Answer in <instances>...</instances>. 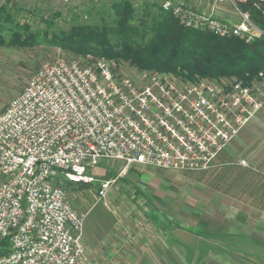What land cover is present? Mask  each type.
<instances>
[{
    "label": "built area",
    "instance_id": "built-area-1",
    "mask_svg": "<svg viewBox=\"0 0 264 264\" xmlns=\"http://www.w3.org/2000/svg\"><path fill=\"white\" fill-rule=\"evenodd\" d=\"M69 2L71 0H64ZM229 2L238 20H222L165 0L186 28L248 43L264 37L248 10L264 0ZM264 110V72L187 83L171 73L119 77L102 59L45 62L0 114V264H94L83 245L84 218L70 200L74 185L99 181L104 198L117 179L91 171L119 161L207 171L219 154ZM239 164L248 167L242 159ZM122 172V173H123ZM120 176V175H119Z\"/></svg>",
    "mask_w": 264,
    "mask_h": 264
},
{
    "label": "rangeland",
    "instance_id": "rangeland-1",
    "mask_svg": "<svg viewBox=\"0 0 264 264\" xmlns=\"http://www.w3.org/2000/svg\"><path fill=\"white\" fill-rule=\"evenodd\" d=\"M115 2L0 0V7L5 6L17 23L30 26L29 30H20L23 34L33 33L41 39L42 32L48 28L44 21L50 18L55 20L51 32L67 31L74 22L106 23L111 28L117 27V16L113 10ZM131 2L134 11L130 15L129 25L141 29L146 20L141 17L144 6ZM56 13H60L58 18L54 17ZM0 26H4L3 20H0ZM0 36V114L45 62L58 58L77 59L82 63L102 59L112 65L119 77L142 80L145 75V70L122 56L106 58L91 53L78 55L45 41H38L28 47L16 46L11 45L6 31H0ZM178 76L187 83L207 79ZM261 127L264 128V123ZM219 162L218 156L214 165ZM220 166L200 172L134 165L123 172L122 162L101 163L91 174L101 180L117 179L106 197L99 196V181L92 183L89 188L72 189L69 193L72 204L84 218L82 239L87 255L94 264H131L134 259L138 261L146 255L150 258V264H201L203 259L197 258V263L190 260L192 252L189 247L194 245L195 239L187 228L203 232L206 222H211L213 230L224 226L230 232L237 233L245 223L241 222L238 213L242 212L243 205L249 206L251 210L253 204V200L241 201L239 196L226 194L230 189ZM197 241L201 242V245L197 242V246L203 248L205 239ZM233 248L225 247L220 253L213 246L214 260L220 262L218 256L226 254L229 264H237L236 249Z\"/></svg>",
    "mask_w": 264,
    "mask_h": 264
},
{
    "label": "trees",
    "instance_id": "trees-1",
    "mask_svg": "<svg viewBox=\"0 0 264 264\" xmlns=\"http://www.w3.org/2000/svg\"><path fill=\"white\" fill-rule=\"evenodd\" d=\"M10 1V0H8ZM113 10L117 16V27L108 24L74 22L69 30L51 32L55 26L53 18L44 22L48 26L43 37L33 33L8 14L6 7H0V20L10 36L11 45L33 46L38 41L74 52L78 55L94 54L106 58L122 56L141 70L171 73L190 79L196 76L219 79L236 77L249 83L264 72V37L248 43L237 37L222 38L214 34L181 26L171 12L145 4L141 17H145L142 28L129 25L133 15L131 0H115ZM243 10L251 13L253 22L264 30V13L252 2L241 4ZM60 13L55 14L58 18ZM119 36L118 40L115 38ZM0 36V41H1ZM121 48V49H119ZM119 49V50H118ZM92 184L72 186L73 189L89 188ZM9 245L5 240L0 245Z\"/></svg>",
    "mask_w": 264,
    "mask_h": 264
},
{
    "label": "crops",
    "instance_id": "crops-1",
    "mask_svg": "<svg viewBox=\"0 0 264 264\" xmlns=\"http://www.w3.org/2000/svg\"><path fill=\"white\" fill-rule=\"evenodd\" d=\"M131 1L143 4V6L149 4L156 8H162V3L165 0ZM173 1L184 3L199 11L212 13L222 20L235 21L239 18L236 7L229 2L214 7V0ZM263 123L264 110L220 153V162L210 169L214 170L220 164L222 165L220 169H222V175L230 189L226 192L228 196H239L241 201L253 200L251 210L249 206L243 205L242 212L238 213L241 216V222L246 224H242V228L240 227L237 233L230 232L224 226L213 230L211 222H206L203 232L200 230L198 232V229L192 227L187 228V231L195 239L194 245L189 247L190 252H192L190 260L192 259L191 261L194 263H197V258H200L203 259L201 264H229L226 254L218 256L220 262L214 260L215 252L212 247H216L221 253L223 248L233 246L236 249L237 264H264V128L261 127ZM242 159L248 161V167L239 164ZM249 211L252 213L249 214ZM250 223L252 225L249 227ZM198 239H205L203 248L197 246ZM216 241L219 246H217ZM172 242L174 243V241ZM200 243L199 245H201ZM150 263V258L147 255L138 261L136 259L131 261V264Z\"/></svg>",
    "mask_w": 264,
    "mask_h": 264
}]
</instances>
